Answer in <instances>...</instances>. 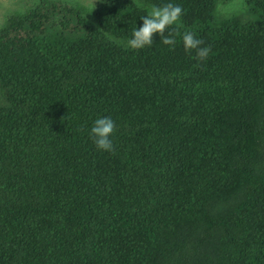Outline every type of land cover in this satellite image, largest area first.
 <instances>
[{
    "label": "trees",
    "instance_id": "trees-1",
    "mask_svg": "<svg viewBox=\"0 0 264 264\" xmlns=\"http://www.w3.org/2000/svg\"><path fill=\"white\" fill-rule=\"evenodd\" d=\"M231 1L41 0L7 17L0 264H264V0L222 20ZM169 2L206 60L179 36L126 47ZM102 117L112 152L89 135Z\"/></svg>",
    "mask_w": 264,
    "mask_h": 264
},
{
    "label": "clouds",
    "instance_id": "clouds-1",
    "mask_svg": "<svg viewBox=\"0 0 264 264\" xmlns=\"http://www.w3.org/2000/svg\"><path fill=\"white\" fill-rule=\"evenodd\" d=\"M183 11L182 6L171 2L149 6L146 14L141 17L142 25L133 29L131 38L126 41V47L132 50L152 47L154 36L159 35L160 43L174 49L176 37L179 36L186 52L194 51L195 59L206 60L211 53V47L204 46V41L197 38L194 32L179 31L182 27ZM115 129L116 124L111 117L97 118L93 122L89 135L99 150L112 152L114 145L111 136Z\"/></svg>",
    "mask_w": 264,
    "mask_h": 264
},
{
    "label": "rangeland",
    "instance_id": "rangeland-1",
    "mask_svg": "<svg viewBox=\"0 0 264 264\" xmlns=\"http://www.w3.org/2000/svg\"><path fill=\"white\" fill-rule=\"evenodd\" d=\"M40 1L41 0H0V29L11 13L15 11L24 12L40 3ZM68 1L87 6L91 10H96L97 5L101 2V0ZM247 2L248 0H232L227 5L219 6V18H222V20H226L228 17H233L236 20L245 18L247 16ZM220 10L222 13H220Z\"/></svg>",
    "mask_w": 264,
    "mask_h": 264
}]
</instances>
